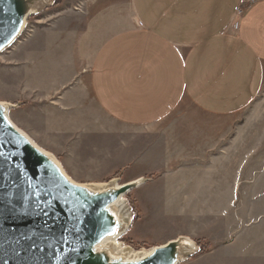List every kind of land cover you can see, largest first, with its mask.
Wrapping results in <instances>:
<instances>
[{"label": "crops", "instance_id": "obj_1", "mask_svg": "<svg viewBox=\"0 0 264 264\" xmlns=\"http://www.w3.org/2000/svg\"><path fill=\"white\" fill-rule=\"evenodd\" d=\"M127 1L129 24L104 25V6L85 43L68 46L91 51L86 81L58 72L42 88L43 76L53 110L24 131L71 177H144L134 200L148 228L201 246L179 264H264V169L250 173L247 125L229 122L264 81V0Z\"/></svg>", "mask_w": 264, "mask_h": 264}, {"label": "water", "instance_id": "obj_2", "mask_svg": "<svg viewBox=\"0 0 264 264\" xmlns=\"http://www.w3.org/2000/svg\"><path fill=\"white\" fill-rule=\"evenodd\" d=\"M41 0H0V53L19 36ZM12 107V106H11ZM5 116L0 102V264H179L201 250L185 236L154 246L135 260L99 247L121 223L111 206L139 180L92 190L72 182ZM196 249L180 256L183 241Z\"/></svg>", "mask_w": 264, "mask_h": 264}, {"label": "rangeland", "instance_id": "obj_3", "mask_svg": "<svg viewBox=\"0 0 264 264\" xmlns=\"http://www.w3.org/2000/svg\"><path fill=\"white\" fill-rule=\"evenodd\" d=\"M50 3L38 13L28 16L19 36L0 53V102L11 104L8 114L10 120L30 134L41 127L38 112L42 109L47 113L53 110L49 106V101L52 99L51 92L47 89L42 91V88L52 84L58 72L61 76L70 77L72 70L73 73H78L77 80H87L91 51H83V57H74L68 46L81 45L82 40L85 43L82 36L90 32L92 26L100 24L99 19H94L92 16L104 6L106 8L102 10L110 12V15L103 19L104 25L111 24L112 20L116 22L118 19L121 22L120 26L127 25L133 16L127 0H50ZM110 29L105 28L103 33H97V37L108 35ZM38 45H44L46 50L44 59L47 65L45 66L40 65V54L36 49ZM56 62H60L61 65H55ZM43 76L46 77V81L43 83L44 87L40 89ZM180 106L184 109L182 111H191V103L187 100H184ZM229 120L234 124L241 122L247 125L243 136L248 138L250 173L264 169V81L255 99ZM63 170L65 171L64 168ZM69 171L74 173V170ZM65 173L81 184L106 182L113 178H118L119 183H123L120 176L96 180L85 176L84 170L76 171L77 177H71L66 171ZM133 192L134 189H131L125 198L134 213V218L130 228L118 240L136 250L163 244L164 231L161 225L158 223L155 226L158 230H154L151 226L148 228L146 223L152 220L151 212L147 215L140 214ZM189 239L197 244L195 239ZM200 251L202 249L190 258Z\"/></svg>", "mask_w": 264, "mask_h": 264}, {"label": "bare ground", "instance_id": "obj_4", "mask_svg": "<svg viewBox=\"0 0 264 264\" xmlns=\"http://www.w3.org/2000/svg\"><path fill=\"white\" fill-rule=\"evenodd\" d=\"M49 3H50V0H41L42 6L45 4H49ZM1 104L5 107V116L8 119V121L15 128L20 130L30 140L32 145H34L36 148H38L42 152L46 153L49 157H51L53 159V161L59 166L60 170L64 174H66L65 171L63 170L60 162L56 159V157H54L51 153H49L46 150L39 147L23 130H21L19 127H17V125L14 124L10 120L8 114H9V108L11 107V104H9L8 102H2ZM67 177L72 182L78 183V182L72 180L69 176H67ZM135 180L140 181V183L136 187H138L140 184L145 182L144 177H141V178H138ZM81 185H85L92 190H103V189H107L109 187H118L119 183L117 182V179H111V180L106 181V182H91V183H84ZM125 195L126 194H121L119 196L118 200L116 202H114L111 206L113 212L116 214V216L118 217V219L121 223L120 229L114 235L108 236L102 242H100L99 247L107 250L113 257L122 258V259H125L128 261H131V260H135L137 258H140L142 256L147 255L148 253H150L153 250L154 247H150L148 249L141 248L139 250H136L132 246L126 245L125 243H123V241L118 240L130 228L132 221H133V218H134V213L132 212L130 205H128L129 203L126 200ZM195 249H196L195 244L192 241H190L189 239H185L183 241L182 247L180 248V256L182 258L186 257L187 255H190L191 253H193V251H195Z\"/></svg>", "mask_w": 264, "mask_h": 264}, {"label": "built area", "instance_id": "obj_5", "mask_svg": "<svg viewBox=\"0 0 264 264\" xmlns=\"http://www.w3.org/2000/svg\"><path fill=\"white\" fill-rule=\"evenodd\" d=\"M254 1H257V0H242L241 8L243 9L244 7L250 5Z\"/></svg>", "mask_w": 264, "mask_h": 264}, {"label": "trees", "instance_id": "obj_6", "mask_svg": "<svg viewBox=\"0 0 264 264\" xmlns=\"http://www.w3.org/2000/svg\"><path fill=\"white\" fill-rule=\"evenodd\" d=\"M203 248H205V247L203 246Z\"/></svg>", "mask_w": 264, "mask_h": 264}]
</instances>
